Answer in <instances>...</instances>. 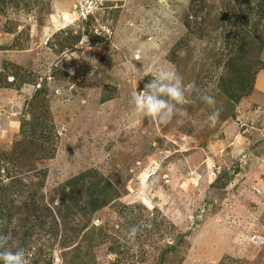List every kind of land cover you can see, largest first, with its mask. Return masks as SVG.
Listing matches in <instances>:
<instances>
[{
    "label": "rangeland",
    "instance_id": "1",
    "mask_svg": "<svg viewBox=\"0 0 264 264\" xmlns=\"http://www.w3.org/2000/svg\"><path fill=\"white\" fill-rule=\"evenodd\" d=\"M160 67L187 86L183 123L133 112ZM88 173L120 197L55 237L60 189ZM0 218L27 264H67L89 232L93 264L173 246L163 264H264V0H0Z\"/></svg>",
    "mask_w": 264,
    "mask_h": 264
},
{
    "label": "trees",
    "instance_id": "2",
    "mask_svg": "<svg viewBox=\"0 0 264 264\" xmlns=\"http://www.w3.org/2000/svg\"><path fill=\"white\" fill-rule=\"evenodd\" d=\"M228 82L230 83L229 79L223 81L224 86L227 89L226 92L230 94V101H233V99L238 100L240 88L233 83L231 85L238 89L233 86L231 87ZM95 176L96 175H92L91 173L83 174L77 179L70 180L68 184L63 187V189H60V206L55 207L54 212L56 213V219L53 218V222L51 224V232L55 235V237L58 233H61L62 236H67V233L69 232V225L71 224L70 222L77 216H80L81 219L85 218L83 228L88 229L87 227L89 225L91 215L99 210H102L115 199L120 197L119 191L112 187L111 183L105 179H97ZM32 208V211L35 212L36 210L34 207ZM81 210L82 214L80 213ZM34 220L36 224L39 223V226L32 224V228H30V223L27 222V224H23V226L18 227V230L20 229V231H17L14 236L17 238L20 237V243L25 247L26 244L30 242L29 239L31 237L37 236V238H40L45 233L44 228L47 227V222L44 220V217H34ZM94 236L93 232L92 234L91 232L84 233L81 242L74 247H70V254L65 256V259H68L67 264H93V249L97 247L99 243H102L101 240L98 242L92 241ZM175 252V246L168 247L160 257V264L165 262L169 254H173Z\"/></svg>",
    "mask_w": 264,
    "mask_h": 264
},
{
    "label": "clouds",
    "instance_id": "3",
    "mask_svg": "<svg viewBox=\"0 0 264 264\" xmlns=\"http://www.w3.org/2000/svg\"><path fill=\"white\" fill-rule=\"evenodd\" d=\"M206 41H193V55L198 57L205 46ZM152 79L144 85L142 91H133L130 102L132 103L134 114L149 117L158 120L161 123H167L175 120L176 123H183L188 116V112L180 107L188 103L186 98L187 86L183 78L175 71L160 67L152 74ZM201 100L209 106H215L214 96L203 95ZM220 116L219 109L209 114L208 121L211 127H215ZM6 220L0 219V224ZM139 231L138 227L129 230V238H134ZM11 236L0 232V264H27L26 250L18 248L13 251L9 248Z\"/></svg>",
    "mask_w": 264,
    "mask_h": 264
},
{
    "label": "built area",
    "instance_id": "4",
    "mask_svg": "<svg viewBox=\"0 0 264 264\" xmlns=\"http://www.w3.org/2000/svg\"><path fill=\"white\" fill-rule=\"evenodd\" d=\"M90 4H91V2H90ZM85 12H87V9L84 10V16H85Z\"/></svg>",
    "mask_w": 264,
    "mask_h": 264
}]
</instances>
